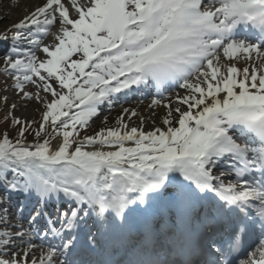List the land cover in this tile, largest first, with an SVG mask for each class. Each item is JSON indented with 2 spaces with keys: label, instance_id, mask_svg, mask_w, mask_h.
<instances>
[{
  "label": "snow or ice",
  "instance_id": "snow-or-ice-1",
  "mask_svg": "<svg viewBox=\"0 0 264 264\" xmlns=\"http://www.w3.org/2000/svg\"><path fill=\"white\" fill-rule=\"evenodd\" d=\"M50 27L41 48L33 29ZM8 31L4 73L51 95L36 130L51 138L25 143L28 123L0 137V185L38 206L29 232L59 241L32 264H264V0H45ZM165 85L186 94L163 105V129L129 127L125 108L117 127L79 138L120 94ZM12 240L0 232V248Z\"/></svg>",
  "mask_w": 264,
  "mask_h": 264
},
{
  "label": "rangeland",
  "instance_id": "rangeland-1",
  "mask_svg": "<svg viewBox=\"0 0 264 264\" xmlns=\"http://www.w3.org/2000/svg\"><path fill=\"white\" fill-rule=\"evenodd\" d=\"M33 6H34L33 0H0V37L3 36L5 33H7L8 37H10V35L12 34V32L2 30L3 28L2 24L6 22H10V21L18 22L20 20L21 14L26 12V10L28 9H32ZM6 7L7 8L11 7V9L8 10ZM17 9H21L20 10L21 12L14 13V10H17ZM1 14L3 16H1ZM2 40H5V39H2ZM52 41H53L52 37L50 38L48 37L44 41L43 45L48 46L50 45ZM5 67L6 65L4 64V55L2 51H0V137H2L4 134H7L9 139L15 141L18 137L20 127H22L25 123H28L30 124V127H27L25 129V134L23 137L25 143L32 145L37 142H43V139L51 138L54 135V133L51 127H48V126H46L47 131L45 133H42L39 138L36 136V130L39 128V125L41 123V114L43 111H45V106L42 101H50L51 95L49 93L43 92L42 88H37L36 86H33V85L25 84L23 86V90L16 89L15 88L16 81L13 79L12 76H10V74H5L3 71ZM50 83H52L53 87H56L57 91H59V88L56 85L55 81H50ZM24 92L29 93L31 96V99H26L23 95ZM37 94H39V97H40L39 100L37 99ZM185 94H186L185 91L180 90L177 95L183 96ZM170 101L172 102L171 105L173 106L176 105L175 99H172ZM170 101L166 99V102L161 103L162 105L161 108L160 107H157V108H159L160 110L161 109L168 110L163 105L169 104ZM117 110H119V108L116 109V111L115 110L114 111L117 112ZM114 111L112 112L109 111L106 114H103L102 116L98 118L94 117L89 122V125L87 128L79 131V138H82L84 136H91V135H94L96 132H98L101 128H99L100 125L97 126V124L106 120V118L112 116ZM14 118L20 120L21 124L14 125L12 123ZM132 119L133 121H135L134 117ZM60 140H61V137H58V136L55 139H51V147L55 149L58 143L60 142ZM7 198H8L7 192L0 191V214L4 215L3 220L6 219L11 222L13 219L11 217L14 216V211L15 210L20 211L21 209L20 204L22 203L19 204V202H16L15 205H13L12 202L7 200ZM11 201H14V200H11ZM24 205L26 206V204ZM5 209H7L6 213L4 211ZM28 217L30 219L31 216L28 215ZM10 222L8 223L10 224ZM10 226L12 225L10 224ZM10 228L12 227H6L5 223L2 220H0V232L9 231ZM23 244L24 242L21 243V241L19 240L15 246H13L12 244L13 246L12 248L13 249L21 248L22 250H26L27 249L26 247H22ZM4 250H7V248H0V255L2 256V254H5L7 256H5L4 258H9L11 253L9 251H4Z\"/></svg>",
  "mask_w": 264,
  "mask_h": 264
},
{
  "label": "bare ground",
  "instance_id": "bare-ground-1",
  "mask_svg": "<svg viewBox=\"0 0 264 264\" xmlns=\"http://www.w3.org/2000/svg\"><path fill=\"white\" fill-rule=\"evenodd\" d=\"M44 2H45V0H33V5L34 6L32 7V9H28V10H26V12L21 14L20 20L23 17L29 15L32 11H34L36 7L42 6ZM11 7H9V8L6 7V8L8 10H10ZM14 9H16V8H14ZM20 10L21 9L14 10V13H19V12H21ZM1 16H3V15L1 14ZM11 20H13V19H11ZM14 23H16V22L10 21V22H6V23L2 24V27H3L2 30L8 31L9 29L12 28V25ZM9 32H11V31H9ZM236 66L238 68H243L245 66V64H244L243 61H240V62L237 63ZM171 107L174 109L176 107V105L175 106L171 105ZM125 108H128L130 110H135L137 112V115L134 117L135 121H133V119L132 120H128L127 119V114L123 113V109H125ZM186 108H187V106H182V110H186ZM115 111L113 112L112 116L106 118V120H104L101 123L97 124V126L100 125L99 128H115V127L118 126L117 125V118L120 117L121 114H124L125 122L128 123L129 127L142 128V130L145 131V132L152 131L155 128H162L163 129L165 126L163 125L162 121L167 116L169 109L168 110H162V109L160 110L157 107H155L153 109H149L148 107H146L144 105H140L138 103L137 104L136 103H132L130 106L124 105V106L121 107V109L117 110V112H115ZM176 115L177 114L175 112H173V117L174 118L176 117ZM100 116H102V115H100ZM140 119L143 120V124H141V120ZM97 126H95V127H97ZM105 150H107V149H105ZM9 177H10V175H9ZM3 216L4 215L0 214V217L4 218ZM30 257H31V255L28 256V262L30 261L29 260ZM37 257H39V256H37ZM30 262L32 263V261H30Z\"/></svg>",
  "mask_w": 264,
  "mask_h": 264
}]
</instances>
